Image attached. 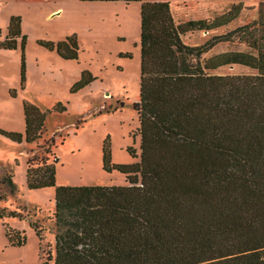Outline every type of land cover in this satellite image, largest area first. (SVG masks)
<instances>
[{
	"label": "trees",
	"instance_id": "trees-1",
	"mask_svg": "<svg viewBox=\"0 0 264 264\" xmlns=\"http://www.w3.org/2000/svg\"><path fill=\"white\" fill-rule=\"evenodd\" d=\"M82 1L141 2L139 100L133 105L139 161L113 164L106 139L102 168L121 173L127 185L56 186L53 163L27 159V189L54 188V256L46 252L41 264H264V2L249 23L193 47L181 36L228 24L242 3L211 21L175 23L164 1ZM234 37L252 52H224L202 64L201 55L215 43ZM25 39L21 18L11 16L0 50L20 45L22 83ZM40 44L62 59H77L75 37ZM234 64L254 73H208ZM91 81L83 72L75 88ZM23 110L24 134L0 135L31 144L42 136L45 113L28 103ZM2 177L13 194L12 173ZM7 216L20 218L12 211ZM30 227L39 243L41 229ZM5 237L12 247L26 243L24 233L8 225Z\"/></svg>",
	"mask_w": 264,
	"mask_h": 264
},
{
	"label": "rangeland",
	"instance_id": "rangeland-1",
	"mask_svg": "<svg viewBox=\"0 0 264 264\" xmlns=\"http://www.w3.org/2000/svg\"><path fill=\"white\" fill-rule=\"evenodd\" d=\"M153 1L168 2L175 23L211 21L232 4L242 3L240 13L228 24L182 35V42L193 47L220 40V36L249 23L256 18L258 3L264 2L142 0ZM140 5L125 1L0 0V40L6 35L11 16L21 18L22 35L26 37L23 83L20 45L15 50H0V130L24 134V103L45 113L42 136L31 144L0 135V194L5 195L0 199V264H41L46 252L54 256V188L27 189L28 158L53 163L56 186L127 185L121 173L103 170L101 153L108 139L113 164L139 161V122L133 105L139 100ZM67 37L77 41L76 60L62 59L40 44ZM229 51L251 50L234 37L233 41L215 43L200 61L203 64L209 57ZM83 72L93 81L76 89ZM208 73L246 75L254 71L234 64ZM59 107L64 110L59 111ZM10 173L13 194L1 183L2 176ZM9 211L20 214V218L8 217ZM31 223L41 229L39 243ZM5 225L24 233L26 243L10 246Z\"/></svg>",
	"mask_w": 264,
	"mask_h": 264
},
{
	"label": "crops",
	"instance_id": "crops-1",
	"mask_svg": "<svg viewBox=\"0 0 264 264\" xmlns=\"http://www.w3.org/2000/svg\"><path fill=\"white\" fill-rule=\"evenodd\" d=\"M153 2H156V1H153ZM158 2H162V1H158ZM164 2H166V1H164ZM55 12V11H54ZM54 12H51L50 14H53ZM58 14V13H57ZM54 15H56L55 13L52 15V16H54Z\"/></svg>",
	"mask_w": 264,
	"mask_h": 264
}]
</instances>
